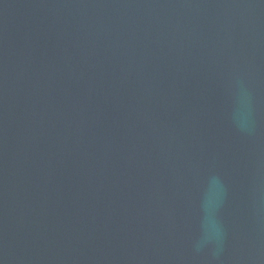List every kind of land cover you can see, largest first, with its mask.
Listing matches in <instances>:
<instances>
[{
  "label": "water",
  "instance_id": "water-1",
  "mask_svg": "<svg viewBox=\"0 0 264 264\" xmlns=\"http://www.w3.org/2000/svg\"><path fill=\"white\" fill-rule=\"evenodd\" d=\"M0 264H264V0H0Z\"/></svg>",
  "mask_w": 264,
  "mask_h": 264
}]
</instances>
